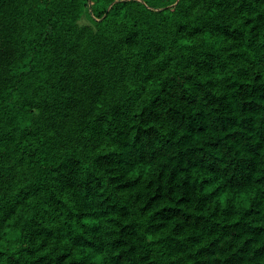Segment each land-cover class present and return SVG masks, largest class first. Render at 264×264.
Listing matches in <instances>:
<instances>
[{
	"label": "trees",
	"instance_id": "trees-1",
	"mask_svg": "<svg viewBox=\"0 0 264 264\" xmlns=\"http://www.w3.org/2000/svg\"><path fill=\"white\" fill-rule=\"evenodd\" d=\"M0 264H264V0H0Z\"/></svg>",
	"mask_w": 264,
	"mask_h": 264
},
{
	"label": "rangeland",
	"instance_id": "rangeland-1",
	"mask_svg": "<svg viewBox=\"0 0 264 264\" xmlns=\"http://www.w3.org/2000/svg\"><path fill=\"white\" fill-rule=\"evenodd\" d=\"M78 24H80V25H82V24L91 25L90 20H89L88 15H87V12L82 14L81 18L78 20Z\"/></svg>",
	"mask_w": 264,
	"mask_h": 264
}]
</instances>
